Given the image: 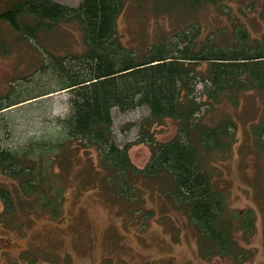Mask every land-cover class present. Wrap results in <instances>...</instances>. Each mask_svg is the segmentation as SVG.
Here are the masks:
<instances>
[{"label": "trees", "instance_id": "trees-1", "mask_svg": "<svg viewBox=\"0 0 264 264\" xmlns=\"http://www.w3.org/2000/svg\"><path fill=\"white\" fill-rule=\"evenodd\" d=\"M189 1L199 6L222 0ZM123 7L124 0H80L75 6L55 0H21L0 11V19L28 37L40 27L75 22L84 44L80 53L68 57L51 53L49 59L59 89L70 93V114L58 118V138L0 147V169L16 179V193L0 184V199L7 213H14L18 202L21 208L58 217L65 199L64 183L56 182L59 172L53 164L60 159L68 162L70 153L78 157L80 150L88 153V148H95L97 163L90 172L100 179L102 194L123 215L151 217L154 210L145 207L144 194L147 189L159 193L190 221L200 258L230 257L241 263L247 251L236 232L243 229L252 234L255 219L247 213L250 209L244 215L232 209L228 193L212 182L209 169L229 155L236 126L226 113L214 116L219 104L237 105L244 92L263 94L264 30L253 36L237 15H229L230 28L200 37L199 27L193 24L138 52L120 39L117 18ZM259 15L264 19V0ZM198 62L207 63L206 73L194 67ZM199 82L203 85L197 92ZM47 93L44 89L34 96L0 102V110ZM138 106L147 109L148 127L166 117L178 126L166 141L153 140L149 129L143 132L152 151L142 167L129 157L131 142L120 146L113 135L112 108L126 111ZM207 113L211 117L204 120ZM251 129L258 140L264 122L251 123Z\"/></svg>", "mask_w": 264, "mask_h": 264}, {"label": "rangeland", "instance_id": "rangeland-1", "mask_svg": "<svg viewBox=\"0 0 264 264\" xmlns=\"http://www.w3.org/2000/svg\"><path fill=\"white\" fill-rule=\"evenodd\" d=\"M18 1L21 0H0V11ZM55 1L75 6L80 0ZM262 8L263 0H222L199 6H192L189 0H124L117 30L122 43L138 52L145 50L148 43L166 41L193 24L199 27L200 37L230 28L229 15H237L249 33L258 36L264 30V19L259 15ZM239 11H244L245 16ZM83 49L82 34L75 22L40 27L33 37H28L0 19V102L48 91L0 110V147L58 138V118L70 114V93L59 89L49 59L51 53L68 57ZM194 67L206 73L207 63L198 62ZM202 85H196L197 92ZM215 110V118L226 113L236 126L229 155L209 169L212 182L228 193L232 209L239 215L250 209L247 213L255 219L252 234L243 229L236 232L247 251L241 263L230 257L200 258L190 221L159 193L145 191V207L154 210L151 217L142 219L140 213L139 218L130 219L126 217L128 213L123 215L102 194L100 179L94 172L91 174L97 151L88 148V153L80 150L78 157L70 153L68 162L60 159L53 164L59 172L56 182L64 183L65 199L58 217L21 208L18 202L14 213H7L0 199V264H264V132L256 140L251 129V123L264 122V92H244L237 105L224 101ZM146 114L145 106L126 111L112 108L114 139L120 146L131 142L128 154L139 167L148 161L152 151L143 132L149 129L153 140L166 141L178 128L177 122L168 117L148 127ZM210 117L207 113L204 120ZM89 181L97 184L93 187ZM0 184L16 193V179L1 169Z\"/></svg>", "mask_w": 264, "mask_h": 264}]
</instances>
